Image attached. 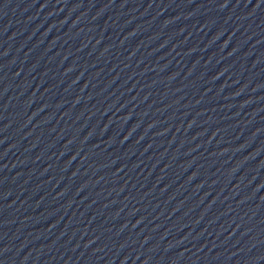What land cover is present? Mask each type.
Returning a JSON list of instances; mask_svg holds the SVG:
<instances>
[{"label": "water", "instance_id": "1", "mask_svg": "<svg viewBox=\"0 0 264 264\" xmlns=\"http://www.w3.org/2000/svg\"><path fill=\"white\" fill-rule=\"evenodd\" d=\"M0 264H264V0H0Z\"/></svg>", "mask_w": 264, "mask_h": 264}]
</instances>
